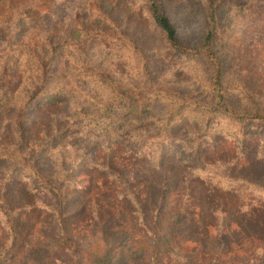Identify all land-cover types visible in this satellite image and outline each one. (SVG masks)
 Here are the masks:
<instances>
[{"label":"rangeland","instance_id":"rangeland-1","mask_svg":"<svg viewBox=\"0 0 264 264\" xmlns=\"http://www.w3.org/2000/svg\"><path fill=\"white\" fill-rule=\"evenodd\" d=\"M147 1L0 0V264H264V123L189 50L264 113V0H159L185 50Z\"/></svg>","mask_w":264,"mask_h":264},{"label":"trees","instance_id":"trees-1","mask_svg":"<svg viewBox=\"0 0 264 264\" xmlns=\"http://www.w3.org/2000/svg\"><path fill=\"white\" fill-rule=\"evenodd\" d=\"M148 12L152 17L153 22L155 25L160 29L166 44L176 50H185L184 47L181 46L178 38L176 36V32L172 24L170 23L167 16L162 12L159 6V0H148L147 1ZM210 39V34L208 33L205 37V45L195 49H189L190 52L205 55L209 58L212 64V73L210 76V84L213 91V100H215L214 104L211 105V110L217 112H224L227 115L233 117L234 119H244V120H251L257 119L264 123V113H261L257 109L250 110V111H240L235 109L234 107L229 105L228 96L226 94L227 89L224 84V77L222 73V67L220 61L212 55L207 54V47L208 41ZM50 95V94H48ZM54 100L53 96L48 97V102H52Z\"/></svg>","mask_w":264,"mask_h":264}]
</instances>
